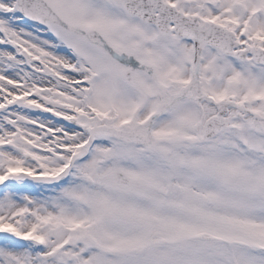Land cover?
<instances>
[{
    "label": "snow or ice",
    "instance_id": "obj_1",
    "mask_svg": "<svg viewBox=\"0 0 264 264\" xmlns=\"http://www.w3.org/2000/svg\"><path fill=\"white\" fill-rule=\"evenodd\" d=\"M0 264H264V0H0Z\"/></svg>",
    "mask_w": 264,
    "mask_h": 264
}]
</instances>
